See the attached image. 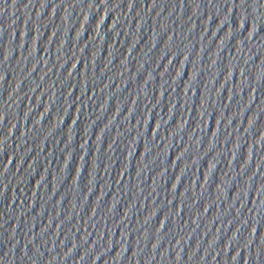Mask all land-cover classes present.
I'll return each instance as SVG.
<instances>
[{
    "label": "water",
    "instance_id": "water-1",
    "mask_svg": "<svg viewBox=\"0 0 264 264\" xmlns=\"http://www.w3.org/2000/svg\"><path fill=\"white\" fill-rule=\"evenodd\" d=\"M0 264H264V0H0Z\"/></svg>",
    "mask_w": 264,
    "mask_h": 264
}]
</instances>
